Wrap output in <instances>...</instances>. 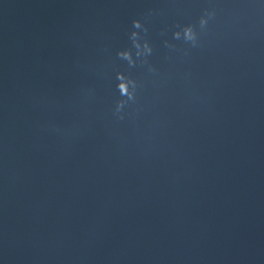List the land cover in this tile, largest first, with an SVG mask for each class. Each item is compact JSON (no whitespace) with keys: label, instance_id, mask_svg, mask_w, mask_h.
<instances>
[{"label":"water","instance_id":"water-1","mask_svg":"<svg viewBox=\"0 0 264 264\" xmlns=\"http://www.w3.org/2000/svg\"><path fill=\"white\" fill-rule=\"evenodd\" d=\"M0 260L264 264V4L0 0Z\"/></svg>","mask_w":264,"mask_h":264},{"label":"clouds","instance_id":"clouds-1","mask_svg":"<svg viewBox=\"0 0 264 264\" xmlns=\"http://www.w3.org/2000/svg\"><path fill=\"white\" fill-rule=\"evenodd\" d=\"M259 2L261 4H264V0H259ZM208 15H211V14L209 13ZM205 23H206V20L202 17L201 20H200V24L201 25H204ZM133 25L135 27H139L140 26L139 21L134 20L133 21ZM181 33L183 34V38L186 41L195 43V41H196V33L194 32L193 27L191 25H185V26H183V28L181 29V31L174 33V36L179 37L181 35ZM145 50L146 51H150V49L147 48V45H145ZM120 86H121L122 94H127L130 97L131 96V93L127 91V89H128V82L125 81V80H123V78H121V85ZM0 264H3V261L2 260H0Z\"/></svg>","mask_w":264,"mask_h":264}]
</instances>
